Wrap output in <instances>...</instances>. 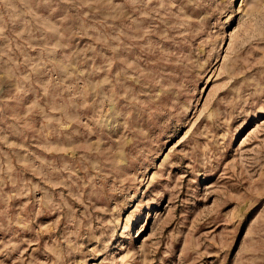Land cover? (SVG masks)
<instances>
[{"label":"rangeland","instance_id":"rangeland-1","mask_svg":"<svg viewBox=\"0 0 264 264\" xmlns=\"http://www.w3.org/2000/svg\"><path fill=\"white\" fill-rule=\"evenodd\" d=\"M0 264H264V0H0Z\"/></svg>","mask_w":264,"mask_h":264}]
</instances>
